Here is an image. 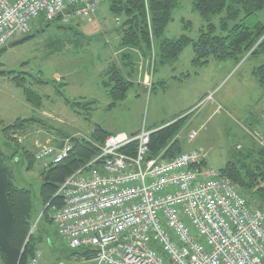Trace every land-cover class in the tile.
<instances>
[{"label":"built area","instance_id":"1","mask_svg":"<svg viewBox=\"0 0 264 264\" xmlns=\"http://www.w3.org/2000/svg\"><path fill=\"white\" fill-rule=\"evenodd\" d=\"M99 8V0H0V51L37 20L91 22ZM213 98L211 92L195 108ZM155 130L110 134L100 154L60 186L61 204L49 216L67 246L95 250L85 259L91 264H264V210L248 207L206 153L152 157ZM71 149L68 140L61 148L38 143L35 159L47 167ZM41 255L28 264H41Z\"/></svg>","mask_w":264,"mask_h":264},{"label":"rangeland","instance_id":"2","mask_svg":"<svg viewBox=\"0 0 264 264\" xmlns=\"http://www.w3.org/2000/svg\"><path fill=\"white\" fill-rule=\"evenodd\" d=\"M101 4L102 26L96 23L65 25L60 20L49 23L37 20L31 32L34 34L33 37L13 47L7 46L0 54V69L14 71L11 75L0 74V148L6 155L12 156L8 164L12 169L15 184L31 189L33 210L37 218L43 212L40 196V173L43 163L36 160L33 168L29 169L23 147L35 153V148L29 144L30 139L37 136L39 142L47 140L35 132L41 128L43 122L51 123L55 129L66 133H71L73 129L89 134L93 126H101L104 130L116 128L112 132L131 133L150 128V123L160 117L164 118L171 107L176 110L177 115H185L193 107L191 100L196 91L207 90L203 93L214 92V98L219 104L224 103V109H219L213 114L218 105L215 106L214 102L210 101L205 105L206 108L200 113L206 111L208 118L203 119V123L198 120V124H203L200 135L194 140L190 137L192 132L182 134L181 137L178 135L184 150L206 152L209 164L218 170L234 158L238 144L253 147L256 134H260V137L257 136L258 140L264 138L260 131L261 122L256 117L259 116L256 113L260 106L257 102L259 93L250 89L257 83L253 76L254 67L256 65L257 68L264 63V54L254 55L238 65L231 59L225 61L211 59L203 66H196L193 64L194 51L190 44L176 64L178 68H184L181 72H172L169 65L164 67L158 64L156 75H152L157 100L154 95L151 96V90L143 89L134 82L127 98L115 107L108 108L111 100L100 81L106 69L120 55L116 37L121 35L119 30L123 18L118 16L120 22H116V17L109 9V0H101ZM224 16L225 11L205 18L194 9L192 0H180V6L174 10L173 18L168 23L163 37L176 38L186 33L192 39H197L200 29L209 23L219 29ZM256 21L264 22V9L250 18L251 23ZM130 50L137 53L138 57L142 53L139 49ZM159 71L165 75L170 73L164 88L157 83ZM13 75L26 77L27 84L44 96L42 108L26 100L23 87L13 81ZM56 75L63 77L62 84L56 81ZM38 78L47 83H36ZM65 98L83 103L97 100L91 119L86 120L83 115L77 114ZM44 111L52 114L54 118L51 119ZM196 113L193 115L189 113L187 119ZM55 117L62 121L58 122ZM18 118H34L36 122L29 125L25 132L17 131L14 134L12 131L11 135L16 139L13 140L3 129ZM30 131L32 135L28 137L26 134ZM40 226L42 229L47 228L56 241V252L51 256L52 264H84L76 260L73 251L64 240L58 234H54L56 232L53 223L42 220Z\"/></svg>","mask_w":264,"mask_h":264},{"label":"trees","instance_id":"3","mask_svg":"<svg viewBox=\"0 0 264 264\" xmlns=\"http://www.w3.org/2000/svg\"><path fill=\"white\" fill-rule=\"evenodd\" d=\"M194 9L203 17L225 11L220 21L219 29L214 24H207L200 29L197 39L187 34L166 39L164 30L173 18V12L180 6V0H109V9L115 17H122L120 25V55L104 72L103 86L111 100L108 108L115 107L127 98L133 85L131 77L138 72V55L130 49H139L142 55L151 56L152 45L148 29L147 7L150 13L154 42L156 46V70L158 64L170 65L180 53L190 44L194 51L193 64L203 66L211 59L224 61L233 58L240 62L246 55L264 54V22L251 23L250 18L264 9V0H192ZM147 3V4H146ZM230 22H234L230 24ZM189 24V23H188ZM188 24L185 26L188 27ZM29 38L34 34L30 33ZM7 47L0 51V54ZM118 53V54H119ZM14 71H5L11 75ZM259 84L264 88V63L254 70ZM13 81L23 87L26 100L36 107L43 104V96L34 91L27 84V78L13 75ZM36 83L46 84L41 78ZM61 93V92H60ZM66 102L76 113L83 115L86 120L91 118L97 106L96 101L85 103L65 98ZM188 115H176L170 121L152 127L156 129L150 136V155H162L170 159L184 151L178 135L184 128ZM34 118H18L12 124L4 127L5 134L16 140L11 132L26 131ZM64 138H70L72 149L62 162H50L40 173V196L43 212L36 223L37 215L33 210L32 191L30 188L19 187L13 180V173L6 155L0 148V264H28L47 232L42 233V220L53 223L49 218L52 206L61 204V197L57 195L60 186L73 173L87 165L100 154V146L111 134L101 126L95 127L89 137L75 136L61 133ZM255 145L247 149H236L234 158L229 160L220 172L229 178L238 188V192L246 199L248 207L264 210V143L255 138ZM18 143V142H17ZM19 144V143H18ZM63 142L57 144L61 147ZM262 145V146H260ZM135 145L127 151L134 152ZM125 150V149H124ZM23 152L28 160V168L35 163L34 153L27 147ZM67 245V244H66ZM71 249V248H69ZM73 256L91 258L93 249L73 250Z\"/></svg>","mask_w":264,"mask_h":264},{"label":"crops","instance_id":"4","mask_svg":"<svg viewBox=\"0 0 264 264\" xmlns=\"http://www.w3.org/2000/svg\"><path fill=\"white\" fill-rule=\"evenodd\" d=\"M100 1V9H101V0H99ZM100 9H99V11L97 12V14H96V16L94 17V19H93V21H91V22H89V21H86V20H78V21H76V22H74L75 24H78V25H82V24H84V22L85 23H87V24H93V23H96L97 25H100V26H102L103 25V22L102 21H100L101 20V11H100ZM98 22V23H97ZM185 22V21H184ZM85 26H87V25H85ZM167 27V26H166ZM166 29V28H165ZM33 30H34V28H33ZM32 30V31H33ZM165 31V30H164ZM183 34H186V33H183ZM182 35V34H181ZM179 37V36H178ZM118 40H116L117 41V45H118V47H120V45H119V43H120V39H121V35H119V36H117L116 37ZM165 38V37H164ZM166 39H172V38H166ZM186 49V48H185ZM184 49V50H185ZM184 50L182 51V52H184ZM182 52L180 53V55L182 54ZM142 55V53L139 55V58H138V60H137V68H138V72L133 76V78L131 77V81L133 82V84H134V82H136L137 84H139L140 86H142V88L143 89H147V85H146V79H147V75H146V72H147V68H148V60L146 59V57H145V60H143V55ZM180 55L178 56V58L172 63V64H170L169 65V67L171 68V70H172V72H181L184 68H178L177 67V65L176 64H178L179 63V61L181 60V58L179 59V57H180ZM252 56H249V57H244L240 62H236L233 58H229V59H231V60H233L234 62H235V64H240L241 62H244L245 60H247V59H249V58H251ZM227 60V59H226ZM225 61V60H224ZM142 63H143V67H142ZM162 66H164L165 67V65H162ZM166 66H168V65H166ZM147 67V68H146ZM233 67V66H232ZM143 68V69H142ZM255 68H256V65H255V67H254V70H255ZM253 70V71H254ZM156 68H155V73H154V75H156ZM170 74V73H169ZM169 74H166L165 75V73H163L162 71H159L158 73H157V75H158V79H159V81L157 82L158 84H160L161 85V87L162 88H164V84H165V81H166V79L170 76ZM182 76H184V75H182ZM253 76L256 78V76L254 75V72H253ZM105 79V75H102V79H101V81H100V83H101V85H102V87L104 88V86H103V80ZM257 79V78H256ZM56 81H58L59 83H63V77L62 76H60V75H56ZM252 81L253 82H256V80H254V79H252ZM65 84V83H64ZM250 89H252V91H254L255 93H259L258 94V99H257V102H259L260 103V106H259V108H258V111L256 112V113H258L259 114V116L257 115L256 117H257V119L261 122V126H260V131H261V133L262 134H264V122H263V116H264V88L259 84V82H258V80H257V83L255 84L254 83V85L252 86V87H250ZM104 90H105V88H104ZM154 90H155V85H154V83L152 82V89H151V96H155V92H154ZM206 92L207 90H197L196 91V95L192 98V103H193V107L192 108H194L196 105H197V103H199V101L202 99V98H204L208 93H210V92H212V91H209V92H207V93H203V92ZM105 93H106V91H105ZM129 93V92H128ZM107 95V94H106ZM215 95V94H214ZM108 96V95H107ZM155 98H156V100H157V98L158 97H156L155 96ZM93 101V100H92ZM94 101H96L97 102V100H94ZM209 101H207V102H205L204 104H202L201 106H199L195 111H193L192 112V115L194 114V113H196L193 117H191L190 119L188 118L187 119V121H186V124H185V126H184V128L182 129V131L180 132V134H179V137H181L182 136V134L184 135L185 133H190L191 131H193V130H198L199 131V133H200V129H201V127H202V120L203 119H205V118H208L207 117V115H206V111H204V113L203 114H201L200 112L202 111V109L204 108H206L205 107V105L208 103ZM210 102H214V105L216 106V105H218V107H216V109L214 110V112H213V114L215 113V112H218L219 111V109L220 110H222V109H224V106H223V104L220 102V104L218 103V101H216V99L215 98H213V100L212 101H210ZM43 104H44V96H43ZM43 104H42V106H43ZM42 106H41V108H42ZM109 106V105H108ZM107 106V107H108ZM191 108V109H192ZM190 109V110H191ZM169 112H167V115L164 117V118H162V117H160L158 120H154V121H152L151 123H150V128H152V127H156L157 125H161L162 123H164V122H168V121H170L171 119H173L176 115H177V113L175 112L176 110L174 109V108H172L171 107V109L169 108ZM200 110V111H199ZM75 111V110H74ZM198 111H199V113H198ZM46 114H47V112L46 111H44ZM78 114V113H77ZM45 115V114H44ZM51 119H53L54 117H53V115L52 114H47ZM80 115V114H79ZM211 115V114H210ZM228 116V115H227ZM209 117H211V116H209ZM229 118H230V120H232L233 121V118H231L230 116H229ZM55 119L58 121V122H60V121H62V119H60L59 117H55ZM91 119V118H90ZM201 121L202 123L201 124H198L199 123V121ZM199 125V127H197ZM204 126L206 127L207 126V124L205 125L204 124ZM41 128H38L37 129V131H35V132H37L38 133V136H40V137H43V139H44V137L45 138H47V140L46 141H49V142H52L53 144H60V142L62 141H64L65 139H67V138H64L63 137V135L61 134L62 132H64V131H61V130H57V129H55V126L54 125H52L51 123H44L43 122V125L42 126H40ZM95 127H97V126H93V128H90V132H89V134H85L84 132H82V131H80V130H73L72 129V132L71 133H66V132H64V134H68L70 137H75V136H84V137H89L92 133H93V131H94V129H95ZM100 127V126H99ZM103 128V127H102ZM150 128H146V129H150ZM111 130H105V131H107V132H109V133H115V132H112V131H115L116 130V128H110ZM141 130V129H140ZM140 130H136V131H133V132H131V133H135V132H138V131H140ZM34 132V133H35ZM121 132H125V131H121ZM198 133V135H197V137L200 135ZM28 137H31V135H32V132L30 131L28 134H26ZM196 137V138H197ZM45 141V142H46ZM39 142V140H38V137L37 136H35L34 137V139L33 138H31L30 139V141H29V144L31 145V146H33V147H35L36 146V143H38ZM238 146H240L241 147V149H247L248 147L247 146H244L242 143H240V144H238L236 147H238ZM44 229H45V227H44ZM42 230V233H45V230ZM46 230H47V228H46ZM55 232H56V229H55ZM55 235H57V232L56 233H54ZM52 234H50L49 232H48V230H47V232H46V234L44 235V236H46L45 237V239H44V241L40 244V250L42 251V257H41V263L42 264H52V258H51V256H54L55 255V252H56V247H55V243H56V241H55V238H53V236H51ZM75 259L76 260H80L81 261V263H84V262H82V260L80 259V258H78L77 256L75 257ZM84 264H86V263H84Z\"/></svg>","mask_w":264,"mask_h":264},{"label":"water","instance_id":"5","mask_svg":"<svg viewBox=\"0 0 264 264\" xmlns=\"http://www.w3.org/2000/svg\"><path fill=\"white\" fill-rule=\"evenodd\" d=\"M29 39V36H24V37H21V38H18V39H15L13 41H11L9 44H8V47H13L19 43H22L24 42L25 40ZM0 74H3V70H0Z\"/></svg>","mask_w":264,"mask_h":264}]
</instances>
